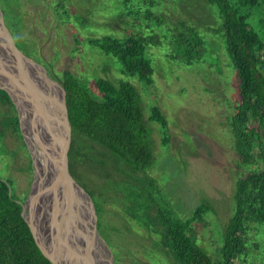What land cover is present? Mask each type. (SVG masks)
I'll return each mask as SVG.
<instances>
[{
  "label": "rangeland",
  "instance_id": "374dc122",
  "mask_svg": "<svg viewBox=\"0 0 264 264\" xmlns=\"http://www.w3.org/2000/svg\"><path fill=\"white\" fill-rule=\"evenodd\" d=\"M164 1L163 26L151 23L153 28H147L144 7H140L137 18L130 10L117 8L118 0H66L64 7L70 9V18L62 12L63 6L56 5L57 0H11V10L18 20L15 19V25L10 15L9 28L20 49L45 65L56 81L55 76L61 75L68 65L85 81L96 77L111 80L126 77L115 58L83 44L85 37H98L107 32L118 36L149 34L153 29L159 33L162 43L149 44L146 50L155 68L153 82L135 78L141 91L145 122L153 128L154 163L148 174L156 178L170 208L183 219L193 214L203 198L212 204L213 210L205 219L195 222L194 234L210 254L218 257L224 227L234 210L236 181L245 169L238 166L229 129L230 116L239 98L237 72L225 40L217 32L221 19L215 5L207 0ZM182 20L200 30L207 45L205 57L190 65L172 58L171 43L162 37L165 28L178 32L177 24ZM250 22L264 39V3L251 8ZM152 105L159 106L168 119L170 140L165 147L162 126L149 118ZM14 120L12 107L0 94V145L5 148L0 153V167L4 176L14 181L16 193L28 199L36 165ZM71 150L89 167L80 169L90 186L87 189L92 191L93 187L105 200L104 211L98 209L99 229L113 248L118 263L175 264L159 243V235L149 231L142 215L137 216L140 219L134 216L131 190L124 189L130 188L132 182L127 183L121 164L113 161L106 148L84 135L73 136ZM94 191L98 205L100 200ZM146 211L152 215L156 208L150 204ZM252 225L250 239L259 246L250 247L242 263L264 264V234L259 235L256 225Z\"/></svg>",
  "mask_w": 264,
  "mask_h": 264
},
{
  "label": "trees",
  "instance_id": "16d2710c",
  "mask_svg": "<svg viewBox=\"0 0 264 264\" xmlns=\"http://www.w3.org/2000/svg\"><path fill=\"white\" fill-rule=\"evenodd\" d=\"M10 1L3 2L8 27L10 15L11 19L14 18L15 25V19L18 20L11 10ZM118 1L120 4L117 8L130 10L137 18L140 16V7H144L147 28H153L151 23L163 26L164 19L161 15L164 0ZM65 2L66 0H57L56 5L64 7ZM207 2L218 9L221 27L217 32H221L227 53L237 72L239 98L236 110L230 116L229 129L238 155V166L245 168L236 181L234 210L224 227L218 257L210 254L194 234L195 222L205 219L206 214L213 210L212 204L203 198L193 214L183 219L170 208L165 200L167 196L156 178L148 174L154 163L153 128L145 122L141 91L135 78L150 84L153 82L155 68L146 50L149 44L162 43L159 33L153 29L149 34L118 36L107 32L98 37H85L83 44L96 47L102 54L115 58L121 67L120 72L126 77L118 80L96 77L85 81L68 65L55 78L66 92L72 136L88 137L106 148L113 161L121 164L120 168L129 180L127 183L132 182L130 188L124 184V189L131 190L130 204L135 207L134 216L139 218L137 216L142 215L149 231L159 235V243L172 256L175 264H243L242 260L249 255L250 247L259 246L258 242L250 239L252 224L256 225L259 235L264 234V39L250 22L251 8L264 3V0ZM62 12L70 18L69 8L64 7ZM177 28L178 32L165 28L162 34L171 43V57L189 65L195 60L201 61V57H205L207 46L201 31L183 20L178 22ZM0 94L12 107L14 122L19 127L17 111L10 96L1 88ZM149 118L162 126L163 147L167 146L170 138L166 115L159 106L152 105ZM4 149L0 145V153ZM69 167L72 175L86 188L95 202V189H87L90 186L80 170H88L89 167L73 150L69 155ZM1 168L0 264H53L37 245L32 230L22 215L26 196L21 198L16 193L14 181L4 176ZM108 190L109 188L105 189L107 192ZM95 194L100 200L98 205L95 202L97 212L98 209L104 211L105 200L100 197L102 193ZM150 204L156 208L152 215L146 211ZM127 210L129 211V205Z\"/></svg>",
  "mask_w": 264,
  "mask_h": 264
},
{
  "label": "water",
  "instance_id": "95a60500",
  "mask_svg": "<svg viewBox=\"0 0 264 264\" xmlns=\"http://www.w3.org/2000/svg\"><path fill=\"white\" fill-rule=\"evenodd\" d=\"M30 63L48 73L49 82L62 90L60 107L48 95L49 87L41 91L33 77ZM0 88L10 96L19 119V129L28 153L25 128L48 143L32 146L45 159L48 190L43 208L35 216L27 213L31 196L22 207L37 245L53 264H119L117 256L99 229L98 212L90 193L75 179L69 167L72 147V124L69 119L64 87L54 80L48 68L25 54L18 46L7 24L6 10L0 0ZM42 139V138H41ZM32 193V191H31ZM42 220L45 234L39 231ZM47 237V240L44 238Z\"/></svg>",
  "mask_w": 264,
  "mask_h": 264
},
{
  "label": "bare ground",
  "instance_id": "6f19581e",
  "mask_svg": "<svg viewBox=\"0 0 264 264\" xmlns=\"http://www.w3.org/2000/svg\"><path fill=\"white\" fill-rule=\"evenodd\" d=\"M31 72H33V77L40 82L39 87L41 91L46 90L48 87L51 90V92L48 93L49 96L52 97L53 101L56 104V107H60V100L62 97V90L57 85L56 82H49V76L46 74L44 70H42L38 65H35L33 63H30ZM59 106V107H58ZM25 134L28 141V146L30 149H32L31 155L34 159V164L36 165V173H35V181L33 183L32 187V193H31V200L29 202L27 213L29 214V217L32 219V216H35L44 206L45 202V196L48 190V171H47V165L45 162V159L40 156V154H37V151H33V147L38 145L39 143H45L49 144L45 135H42V138H38L30 129L25 128ZM31 137V138H30ZM32 139L35 143L32 144ZM41 159H40V157ZM38 163H39V170H38ZM39 171V172H37ZM38 186V187H37ZM47 198V197H46ZM30 214L32 216H30ZM40 219V216H35V221L37 222ZM46 223L45 220H42L39 224V231H42L43 234H45L46 230ZM47 240V237H44Z\"/></svg>",
  "mask_w": 264,
  "mask_h": 264
}]
</instances>
